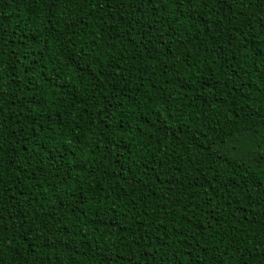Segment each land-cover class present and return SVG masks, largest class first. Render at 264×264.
Instances as JSON below:
<instances>
[{
	"label": "trees",
	"instance_id": "obj_1",
	"mask_svg": "<svg viewBox=\"0 0 264 264\" xmlns=\"http://www.w3.org/2000/svg\"><path fill=\"white\" fill-rule=\"evenodd\" d=\"M0 264H264V0H0Z\"/></svg>",
	"mask_w": 264,
	"mask_h": 264
}]
</instances>
